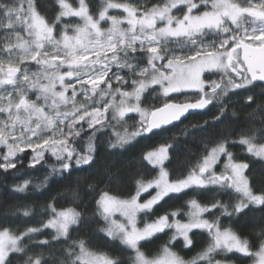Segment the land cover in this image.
<instances>
[{
	"label": "snow or ice",
	"instance_id": "1",
	"mask_svg": "<svg viewBox=\"0 0 264 264\" xmlns=\"http://www.w3.org/2000/svg\"><path fill=\"white\" fill-rule=\"evenodd\" d=\"M56 3L59 10L50 22L38 10L36 0H0V30L4 32L0 37V146L6 149L0 156V169L4 172L17 169L19 154L26 149L33 154L31 167L40 164L46 153L55 158L59 166H53L49 176L70 172L74 165L91 167L95 163L92 139L111 121L125 122L130 113L139 116L135 131L125 128L123 133H115L116 140L110 143L113 149L123 148L137 137L167 130L175 122L182 123V118L205 111L218 109L219 115L205 124L219 123L225 108L218 105L230 89L251 91L257 82L264 87V0H165L148 9L130 2L101 0L96 16L87 0H77L76 5L70 0ZM109 10H121L122 14L111 15ZM70 17L81 23H62ZM210 35L215 38L206 40ZM205 73L221 74L219 81L207 84L208 91ZM157 89L167 102L154 110L141 107V97ZM182 95L194 99L174 102ZM247 101L255 102L252 95ZM87 130L92 135L81 154L73 144ZM201 130L203 126L193 129ZM257 131L264 138V130ZM256 139L255 134H242L239 144L264 160V143H256ZM226 144L216 143L186 175L175 178H170L165 163L172 145H161L143 156L158 169L157 175L138 180L134 195L127 199L108 192L100 195L97 214L104 226L99 230L134 254L128 257L130 264H222L214 257L228 253L251 256L253 264H264V240L252 252L246 239L221 224L222 216L231 219L250 205L264 207V192H254L245 175L249 165L236 162ZM221 157L226 160L217 172ZM49 176L35 187L46 185ZM31 183L25 179L15 184L13 191L24 193ZM149 189H155V194L141 202V194ZM188 191L212 193L211 202L188 200L187 222L177 218L178 211H172L150 222L145 219L143 226H138L139 214L147 218L166 198L176 199ZM233 193L239 199L229 211L230 205L216 195L231 198ZM48 209L51 218L42 228L30 227L19 234L7 227L0 229V264H14L21 256H26L23 264H45L42 254L28 255L30 249L25 244L43 229L54 230L55 242L67 240L80 213L73 208L57 211L51 204ZM30 214L25 207L23 216ZM194 230L207 233L208 243L189 261L169 246L153 258L141 251L142 241L166 231L172 233L169 244L182 239L184 248H190ZM35 243L38 247L51 244L46 239ZM63 255L59 264H122L118 257L89 251L83 240L69 244Z\"/></svg>",
	"mask_w": 264,
	"mask_h": 264
},
{
	"label": "trees",
	"instance_id": "2",
	"mask_svg": "<svg viewBox=\"0 0 264 264\" xmlns=\"http://www.w3.org/2000/svg\"><path fill=\"white\" fill-rule=\"evenodd\" d=\"M38 10L50 22L54 20L58 5L56 0H36ZM76 5L77 0H70ZM90 12L96 16L102 6L101 0H87ZM116 2H130L141 9L151 8L155 4H162L165 0H116ZM112 15H121V11H112ZM62 23L75 25L81 23L78 18H64ZM107 26V25H103ZM61 26L57 27V33ZM4 32L0 30V37ZM208 36L205 39H214ZM174 47L175 45H170ZM34 70L35 67L33 66ZM115 70V69H114ZM221 74L205 73L204 79L208 82L211 80L219 81ZM115 83V82H114ZM130 90V89H128ZM209 89L206 86V91ZM233 92L237 93L233 95ZM32 99L35 95L29 94ZM252 95L255 102L249 103L247 96ZM78 97V100H83ZM194 99L193 96H180L174 102H187ZM167 102L159 89L155 92L149 90L141 97V107L146 110H154L161 107ZM217 103V101H214ZM225 108L224 115L219 123L205 124V121H212L216 115H219L218 109L212 112H204L188 116L183 119L182 123L178 122L174 126L168 127L167 130L154 131V134L137 137L123 148L113 149L110 143L115 142V133H123L125 128L128 132L136 130L139 116L134 113L125 117V122L117 123L111 121L110 126L98 131L92 139L95 146V163L91 167L84 165L77 168L73 166L70 172L62 174L49 173L53 166L58 167V162L50 153L45 154L44 160L35 167L30 166L32 152L26 149L24 153L19 154V163L17 169H11L4 172L0 169V229L9 228L13 233L19 234L27 228H42V225L51 218L48 205L51 204L57 211L73 208L80 213V220L76 225L70 228L67 240L61 238L59 242L53 241L55 235L52 229H43L41 232L34 234L32 242L25 240L30 251L28 255L42 254L45 264H59L64 259V249L72 242L85 241L89 251L96 253H107L113 257H118L122 264H130L128 257L134 255L130 250H126L118 241H113L101 232L99 229L104 226L103 221L97 214L96 201L103 192H108L112 196L121 199L130 198L135 194L138 180L147 181L153 179L158 169H153L144 159L145 152L160 144H170L169 161H166V167L169 171L170 178L186 175L199 160L206 154L207 150L215 146L216 143L226 141L227 150L233 154L236 162H243L249 165L245 175L249 179L250 187L254 192H264V160L254 157L246 150V146L239 144L242 134L253 135L257 139L256 143H264L262 132L264 130V87L257 86L251 91L245 89H230L227 97L223 98L222 104ZM211 107V106H210ZM129 117H135L130 119ZM203 126L201 131H193L194 128ZM185 130L187 134H185ZM91 130H87L80 138L76 139L73 147L83 154L88 146ZM6 152L3 146H0V156ZM224 157L221 158V162ZM221 165L216 166L219 172ZM45 176H49L47 184L37 189L35 185L40 184ZM30 179L31 186L24 193L13 191V186L22 183L23 180ZM155 193V189H150L142 198H148ZM212 193L201 191H188L187 195L181 194L176 199H165L158 205L152 215L147 218L139 214L138 223L143 226L145 219L149 222L159 215L166 212L178 211V219L182 222L188 220L185 215L189 211L187 201L195 198L201 204L211 202ZM219 199L231 206L238 202L239 197L233 193L232 197L217 194ZM27 207L31 210L28 217L23 216V210ZM219 214V213H217ZM206 218L212 219L210 215ZM222 227H231V229L242 239L249 242L250 250H258L261 240H264V207L249 206L243 213L233 215L231 219L221 217ZM172 233L157 234L148 241L141 242V251L148 258H153L161 254L164 246H169L172 251L176 252L184 260H191L198 252L204 249L208 243L207 233H201L194 230L191 238L193 244L190 248H184L182 239L169 244ZM51 242L50 246L38 247L35 242L41 240ZM26 256L15 259L14 264H23ZM227 264H253L254 257L241 256L238 253L221 254L214 257Z\"/></svg>",
	"mask_w": 264,
	"mask_h": 264
},
{
	"label": "rangeland",
	"instance_id": "3",
	"mask_svg": "<svg viewBox=\"0 0 264 264\" xmlns=\"http://www.w3.org/2000/svg\"><path fill=\"white\" fill-rule=\"evenodd\" d=\"M113 10H109V14H111V12H112ZM114 11H121V10H114ZM112 15V14H111ZM103 23V22H102ZM108 26V25H107ZM107 26H105V27H107ZM70 34H71V32H70ZM49 51H51L50 49H49ZM64 69H62V71H63ZM206 81V80H205ZM208 83H210V82H208V81H206V86H207V84ZM57 90H59V86H57ZM71 93H70V91H69V93H68V95H70ZM0 115H2V114H0ZM161 145H166V144H160V145H158V146H156V147H154V148H152V149H149V150H147L146 152H145V154L148 152V151H151V150H155L156 148H158L159 146H161ZM233 155V154H232ZM222 158V157H221ZM225 160H226V157H224V161H222L221 162V160H220V162L218 163V164H220L221 165V168H220V170L223 168V164H224V162H225ZM217 164V165H218ZM215 170H216V168H215ZM150 190V189H149ZM146 193V192H145ZM145 193H142L141 194V198H140V201L141 202H143L144 200H147L148 198H150V197H148V198H142V196L145 194ZM155 194V193H154ZM153 194V195H154ZM110 195V194H109ZM138 217H139V215H138ZM117 218L118 219H121L120 217H119V215H117ZM187 222V221H186ZM138 226H140L139 225V223H138ZM140 227H142V226H140ZM186 261V260H185ZM222 264H227V263H222Z\"/></svg>",
	"mask_w": 264,
	"mask_h": 264
},
{
	"label": "water",
	"instance_id": "4",
	"mask_svg": "<svg viewBox=\"0 0 264 264\" xmlns=\"http://www.w3.org/2000/svg\"><path fill=\"white\" fill-rule=\"evenodd\" d=\"M258 83H260V82H258ZM210 106H211V105H210ZM210 106H209V107H210ZM182 120H183V118H182ZM176 123H178V122H175V124H176ZM171 126H172V125H170V126H168V127H171ZM168 127H167V128H168ZM154 131H157V130H154Z\"/></svg>",
	"mask_w": 264,
	"mask_h": 264
}]
</instances>
